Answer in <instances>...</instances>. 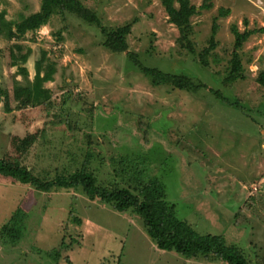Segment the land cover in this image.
<instances>
[{
	"label": "rangeland",
	"instance_id": "374dc122",
	"mask_svg": "<svg viewBox=\"0 0 264 264\" xmlns=\"http://www.w3.org/2000/svg\"><path fill=\"white\" fill-rule=\"evenodd\" d=\"M82 1L107 29L134 23L126 51H111L99 25L69 12L32 29L25 18L40 10L41 0H0V16L16 22L17 33L0 36V157L24 168L19 179L0 174V264H226L161 250L136 212L91 200L82 186L39 191L27 174L53 180L82 168L99 185L136 193L159 178L179 218L202 234H222L253 262H263L264 86L257 77L264 71V33L240 51L246 79L226 84L225 77L232 25L264 27V0H192L198 12L188 37L195 53L180 43L183 35L163 0ZM221 7L231 14L220 17ZM214 23L218 45L206 67L201 55ZM138 62L207 87L155 86ZM51 63L56 73L45 84L51 100L23 105L15 86L40 78ZM18 208L29 215L14 242L3 227Z\"/></svg>",
	"mask_w": 264,
	"mask_h": 264
},
{
	"label": "trees",
	"instance_id": "16d2710c",
	"mask_svg": "<svg viewBox=\"0 0 264 264\" xmlns=\"http://www.w3.org/2000/svg\"><path fill=\"white\" fill-rule=\"evenodd\" d=\"M41 8L38 12L26 17V23L32 29H38L47 25L51 18L57 14L65 12L73 13L81 19L99 25L106 36L105 46L113 52H124L128 49V36L132 32L134 23H127L114 29H107L102 26L101 19L97 13L84 4L82 0H41ZM165 10L169 16V21L180 29L183 35L179 41L186 49L195 53L193 44L188 35L191 32V18L198 12V7L192 4V0H163ZM176 3L178 6H176ZM202 8H211L213 4L204 3ZM231 14L229 8L219 9L220 17H227ZM247 24L248 21L245 20ZM16 22L9 21L0 16V36L12 39L16 36L14 25ZM219 24L214 23L210 45L206 47L201 55V62L204 66H209L208 56L217 48L216 35ZM231 30L235 36L234 50L230 60V69L225 77L226 84H232L238 80L246 79L245 67L242 61L241 50L249 38L256 33H264V27L255 29H245L240 31L236 24ZM184 40L187 41L184 44ZM31 50L21 55L27 59ZM131 60L137 62L136 56L129 53ZM44 60V59H43ZM217 61V60H216ZM219 61V60H218ZM143 74L152 78V84L173 85L174 87L196 92L207 85L203 82L194 81L189 75L164 71L157 67H149L138 62ZM43 67V65H42ZM44 73L40 78L34 79L29 85L17 84L15 86V98L23 105L39 106L49 102L52 98L51 89L45 87L48 81L54 80L56 66L48 64L43 67ZM20 73L28 76L26 67H20ZM257 81L264 86V71L260 72ZM215 94L226 101L220 91ZM24 168L16 160L0 157V174L6 177L19 179ZM34 187L43 192H48L54 188H70L82 186L83 191L91 199H102L119 212L134 211L143 220L148 235L156 242L161 250L176 251L187 258H197L200 256L214 258L226 264H264L255 263L251 260L243 249L236 243H229L222 234H202L198 232L188 221L177 216L173 207L166 198V186L159 178H153L148 183L139 186L138 193L129 188L112 187L108 188L99 185L95 174L86 168H82L71 175H60L53 180H43L27 171ZM28 213L18 208L14 216L4 225L6 235L14 242H19L23 237L24 222Z\"/></svg>",
	"mask_w": 264,
	"mask_h": 264
},
{
	"label": "crops",
	"instance_id": "0c3cea01",
	"mask_svg": "<svg viewBox=\"0 0 264 264\" xmlns=\"http://www.w3.org/2000/svg\"><path fill=\"white\" fill-rule=\"evenodd\" d=\"M211 234V233H210ZM236 244H238V243H236ZM240 246V245H239ZM241 247V246H240ZM241 249H242V247H241ZM222 264V263H221Z\"/></svg>",
	"mask_w": 264,
	"mask_h": 264
}]
</instances>
